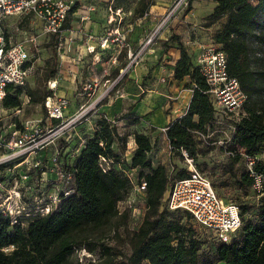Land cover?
I'll list each match as a JSON object with an SVG mask.
<instances>
[{
	"label": "trees",
	"instance_id": "1",
	"mask_svg": "<svg viewBox=\"0 0 264 264\" xmlns=\"http://www.w3.org/2000/svg\"><path fill=\"white\" fill-rule=\"evenodd\" d=\"M125 3L127 0H112L110 6L121 10ZM213 3L212 12L204 18L205 27L223 20L212 41L225 53L227 73L239 83L246 97L242 114L224 147L233 162H237L242 158L240 151L247 156L264 153V0L255 3L213 0ZM153 5L151 0H137L133 17L140 20ZM26 24L27 20L18 26ZM69 27L67 19L63 28ZM168 41H173L180 51L172 78L177 81L188 78L192 95L184 115L166 127L164 136L170 153L182 157L185 152L194 162L197 134L207 135L216 112L205 79L179 36L172 33ZM55 66L53 54L45 79L53 76ZM122 68L113 71L116 76ZM25 88L26 84L17 88L9 86L0 109H21L25 96L29 104L45 110L44 102L51 95L45 92L40 96L35 90ZM117 121L101 116L89 134L68 146L67 151L64 147L61 149L62 168L72 180L68 194L61 195L55 210L28 219L24 227L21 221L13 223L0 213V264H73L75 253L80 250L88 251L90 256L97 255L95 260L88 258L85 264H264V195L255 220L246 217L250 213L247 206H238L241 225L229 243L217 242L205 234L200 239L190 215L170 211L165 202L171 184L187 176L185 168L178 169L175 180L170 183L167 168L159 163L154 165L149 158L153 144L148 134L136 129L139 118L132 117L125 122V127L132 130L123 135L118 132ZM13 124L15 129H22L19 121L14 120ZM130 136L135 147L129 162L123 164L120 155L126 150ZM75 149L78 150L73 153ZM46 156L44 152L43 160ZM253 171L264 177V161L256 162ZM133 173L135 186L145 183V190L141 192L144 212L137 229L127 235L129 252L124 253L108 246L106 239L114 228L126 225L128 212H120L118 205L126 200L132 188ZM252 183L245 170L239 188H251ZM202 246L208 247L211 258L200 254Z\"/></svg>",
	"mask_w": 264,
	"mask_h": 264
},
{
	"label": "built area",
	"instance_id": "2",
	"mask_svg": "<svg viewBox=\"0 0 264 264\" xmlns=\"http://www.w3.org/2000/svg\"><path fill=\"white\" fill-rule=\"evenodd\" d=\"M187 4L188 0H173L168 16ZM74 5L73 0H0V102L9 86H25L33 71L32 46L39 37L55 38L61 43L65 31L63 26ZM109 11L116 17L115 27L100 37L98 43L102 50L108 49L110 45L116 47L111 59L113 63L128 48L126 36L131 29L122 28L120 9H112L110 6ZM168 16L160 20L154 33L165 26ZM12 17H19V23L27 20L26 26L30 31L24 29L26 26L19 27V23L15 28L24 38L18 39L14 32L8 30L7 23ZM152 42L153 35L135 50L127 51L124 70H119L115 81L122 72L139 64ZM88 51L92 53L94 48ZM195 65L208 86L207 93L216 116L229 119L233 132L246 97L239 83L227 73L225 53L218 48L202 47ZM97 87L95 82L79 87L76 96L89 104L86 107L81 104L75 112L70 110L71 102L68 98L55 94L47 97L44 108L49 124L42 120H26L20 123L22 129H15L13 124L6 134L0 127V213L11 218L13 223L21 221L24 227L28 219L55 210L61 195L68 194L67 188L72 178L62 168L61 149L64 147L67 151L68 146L76 142L73 136L75 128L96 110L95 104L103 97L99 96L92 101ZM200 137L204 136L197 134V138ZM229 139L220 144L225 145ZM60 141L63 144L61 147ZM44 152L47 156L43 160ZM239 153L253 180L251 189L258 196H263L264 177L257 175L253 166L258 161H264V153L254 156H247L241 151ZM182 157L187 176L171 184L165 197L167 208L188 213L195 224L211 238L229 243L241 225L239 207L221 199L209 179L196 169L193 160L185 152H182ZM136 189L143 192L145 183L136 185Z\"/></svg>",
	"mask_w": 264,
	"mask_h": 264
},
{
	"label": "rangeland",
	"instance_id": "3",
	"mask_svg": "<svg viewBox=\"0 0 264 264\" xmlns=\"http://www.w3.org/2000/svg\"><path fill=\"white\" fill-rule=\"evenodd\" d=\"M153 1V6L160 5L163 8V14H160L158 18L159 21L156 23H144L142 27L143 36H145L144 40L141 43H144L150 36L153 35V42L150 44L148 51L153 50L154 47L162 49L164 52L165 48H168L167 41L164 40L168 38L171 30H169L170 23L173 20H178L179 22H183L182 27H184L185 31L190 32L191 28H200L206 29L204 18L208 16L212 12L213 8V0L209 1H200V0H188V4L186 6L180 7L178 11L170 14V7L172 5L173 0H151ZM251 3H255L256 0H249ZM137 0H127V3L121 6L120 15L123 18L121 26L124 29L135 28V22L137 18H134L132 15L133 8L136 5ZM108 7V6H104ZM190 7V11L187 13V9ZM107 9V8H106ZM151 9V7H150ZM149 9V11H150ZM193 10V12H192ZM168 16V21L165 26L157 33H154L156 27L158 26L161 19ZM19 17H12L9 19L7 23L8 30L10 32H14L17 38H24L23 34L15 31L17 24L19 23ZM110 14L106 15V25L103 28L105 33L110 31L109 29L114 27L116 21L112 19L111 23H109ZM223 20L213 24L208 27L211 28L210 31H203L202 34L204 38V44L206 47L218 48L212 41V36L214 32L218 30L220 24ZM77 25V24H76ZM24 29L29 30L27 26ZM81 31V28L79 29ZM22 31V30H21ZM167 31L169 33H167ZM165 34V36H164ZM193 36V35H192ZM66 37V36H65ZM55 38H44L39 37L32 46L33 48V71L26 82L25 89L35 90L40 96L46 92L49 95H57L64 97L67 96L66 91L75 89L73 92L74 97L77 98V102L74 101V110H78V105H84L85 107L89 104L85 101H81L76 96V91L82 84L92 82L91 80L99 79L100 76V66L102 63H105V68L107 70V78H110L109 82H105V80H99L98 87L95 92V98L99 96H103L102 99L97 102L94 108H97L99 105L107 103V101L115 96V93H118L123 88L122 85L125 82V74L126 71L122 72L120 78L115 81L116 74L112 72V67L115 65L118 68L122 67L124 70V65L126 61L123 57V52L120 54L117 62L112 63V55L113 50L109 49L105 54V57H99L98 51L92 52L90 54H86V51L80 48L77 51L70 49L69 40L64 38V35L61 39V43H55ZM172 47H176V44L173 41H169ZM141 45V44H139ZM135 48H132V50ZM256 49V46L254 47ZM258 49V48H257ZM82 51V52H81ZM148 51L145 53L147 54ZM166 52V51H165ZM164 52V53H165ZM75 53L73 56L69 54ZM55 54L56 66L55 73L49 79H45L46 72L48 71V62L52 60V55ZM144 54V55H145ZM149 54V53H148ZM69 55V56H68ZM143 55V56H144ZM143 58V57H142ZM168 59L162 60V57L157 59V62L154 63L153 69H157L156 67H164L163 70H167V62ZM130 91V90H128ZM132 92H139L136 87L133 86ZM50 92V93H49ZM68 98V97H66ZM23 105L21 111H3L0 109V127L1 130L8 132L9 126L13 125L14 120L24 122L26 120L37 121L42 120L49 124L46 121V113L43 108L39 105L29 104L28 100L25 96L22 97ZM68 100L71 99L68 98ZM91 101V102H92ZM90 102V103H91ZM73 103V101H72ZM122 125H119L118 132L123 135L128 132H131L132 129H127L125 127V120H122ZM232 122L229 119L220 118L219 116L215 117L214 122L207 130V135L203 138L200 137L196 139L197 142V154L194 158V165L196 169L204 174L209 181L211 182L213 188L219 195L221 199L225 202L233 203L239 207L247 206L250 213L246 215L248 218L251 216L252 220H255V212L260 202V196L256 192H253L251 188H246L242 190L239 188V180L241 178V174L245 172L246 165L243 158L238 159L237 162H233L232 158L225 151V145H221V142L228 140L232 134ZM132 137V136H131ZM130 138V137H129ZM127 139L126 150L120 155V160L123 164L129 162L130 155L132 154V147L130 145V140ZM133 138V137H132ZM63 144L60 141L59 147ZM154 147V146H153ZM158 149L154 150L150 153L149 158L153 160L154 165L160 163L163 164L167 168V174L170 179V183L173 182L174 176L178 169L185 168V162L183 157L176 156L175 154L170 153L169 148L166 146H162L161 142L157 144ZM115 152L119 153V150L115 148ZM46 178V176L44 175ZM135 173L132 176V188L124 202H121L118 205V209L120 212L127 211L128 218L125 226H119L114 228L113 232L108 234V238L106 239V243L108 246L114 247L117 250H121L124 253H128L127 246V235L129 232H132L137 229L139 224L141 223L143 212H144V197L143 194L138 192L134 182ZM53 194V192H50ZM189 224V223H188ZM199 235V238H203V236L207 235L205 231L199 226L194 227ZM205 234V235H204ZM200 254L211 258V254L209 252L208 247H203L200 250ZM97 255H92L88 253L86 250H80L75 253L73 264H85L86 260L91 257V259H96Z\"/></svg>",
	"mask_w": 264,
	"mask_h": 264
},
{
	"label": "crops",
	"instance_id": "4",
	"mask_svg": "<svg viewBox=\"0 0 264 264\" xmlns=\"http://www.w3.org/2000/svg\"><path fill=\"white\" fill-rule=\"evenodd\" d=\"M73 1L75 2V9L68 16L70 27L63 32L64 38L67 37L69 40V51L71 49L77 51L81 48L82 51L83 49L86 51V54H90L88 49L94 48V52L96 53V51H98L99 57L102 58L105 57V54L111 47L114 54L116 48L114 45H110L108 49L102 50L98 43L99 38L109 32L107 31L105 33V30H103L107 23V13L110 14L109 23L112 22V19L116 20L115 15L109 11L112 0ZM104 6L108 7L104 8ZM214 6L215 4L213 5V8ZM162 11L163 8L160 7V5L152 6L149 13L140 20V24L139 20L135 22V28H131V32L126 36L128 48H125L122 53L126 62L127 51H133L139 46V44H143L141 43L145 38L142 32L143 24L148 22L156 23L159 21L160 18L158 17L160 14H163ZM182 24L183 22H179L178 20L171 21L169 27L171 32L169 36L172 33L179 36L180 42L185 50L191 55L192 62L195 64L200 49L206 46L203 42V31H210L211 28L202 29V31L200 28H191V31L188 32L184 30ZM80 28L81 31L79 30ZM109 30L112 29L110 28ZM167 33L169 32L167 31ZM168 38H164V40L168 42V48L164 49V52L166 51L165 53L162 49L156 47H154L153 50H149V54H145L138 65L126 72L125 82L122 85L123 88L121 91L115 93V96L110 98L107 103L99 105L94 112L90 113V115L75 128L73 135L75 141L79 139L81 140L85 135L89 134L93 129L95 120L101 116L111 122H114V120L117 119V127L122 125V120H125L126 122L129 118L138 117L140 124L136 129L149 135L154 150L158 149L157 144L160 142L162 146H166V148L168 147L163 129H165L171 122L184 115L192 95L188 78H184L181 81L172 78L173 66L180 58V51L176 47H172ZM215 46L218 47L217 45ZM132 48L135 49L132 50ZM74 54L75 53H70L69 55L73 56ZM160 57H162V60L168 59L166 62L168 64L166 67L167 70H163L164 67L162 66L159 68L156 67L157 69L152 68L154 63L157 62V59ZM104 65L105 63H102L100 66L101 73L99 79L91 80L92 82L98 84L97 81L103 79L105 82L110 81L109 77V79H106L107 70ZM116 68H118L116 65L112 67V72ZM133 86L136 87L139 92H132L131 90ZM75 89L76 88L66 91V97L71 99L70 110L72 112L74 109V101L77 102V98L74 97L73 94ZM64 96L65 95L58 97ZM134 147H132L131 151H133Z\"/></svg>",
	"mask_w": 264,
	"mask_h": 264
},
{
	"label": "bare ground",
	"instance_id": "5",
	"mask_svg": "<svg viewBox=\"0 0 264 264\" xmlns=\"http://www.w3.org/2000/svg\"><path fill=\"white\" fill-rule=\"evenodd\" d=\"M129 140H130V141H129V142H130V145H133V146H135L133 138H132V137H130V138H129Z\"/></svg>",
	"mask_w": 264,
	"mask_h": 264
}]
</instances>
